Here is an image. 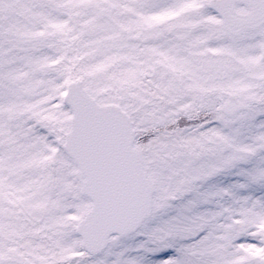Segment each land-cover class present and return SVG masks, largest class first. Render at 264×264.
Returning <instances> with one entry per match:
<instances>
[{"label": "snow or ice", "instance_id": "1", "mask_svg": "<svg viewBox=\"0 0 264 264\" xmlns=\"http://www.w3.org/2000/svg\"><path fill=\"white\" fill-rule=\"evenodd\" d=\"M0 264H264V0H0Z\"/></svg>", "mask_w": 264, "mask_h": 264}]
</instances>
